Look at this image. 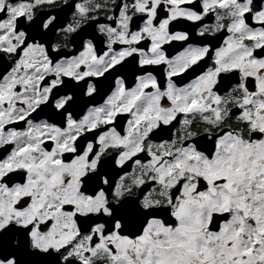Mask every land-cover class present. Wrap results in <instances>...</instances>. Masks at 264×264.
<instances>
[{
	"label": "snow or ice",
	"instance_id": "obj_1",
	"mask_svg": "<svg viewBox=\"0 0 264 264\" xmlns=\"http://www.w3.org/2000/svg\"><path fill=\"white\" fill-rule=\"evenodd\" d=\"M0 264H264V0H0Z\"/></svg>",
	"mask_w": 264,
	"mask_h": 264
},
{
	"label": "flooded vegetation",
	"instance_id": "obj_2",
	"mask_svg": "<svg viewBox=\"0 0 264 264\" xmlns=\"http://www.w3.org/2000/svg\"><path fill=\"white\" fill-rule=\"evenodd\" d=\"M221 39H222V37H221ZM161 71H162V69H161ZM120 123L122 124V123H123V121H120Z\"/></svg>",
	"mask_w": 264,
	"mask_h": 264
}]
</instances>
